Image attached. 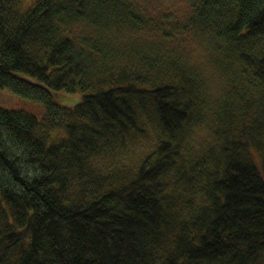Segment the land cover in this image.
Returning a JSON list of instances; mask_svg holds the SVG:
<instances>
[{"label": "trees", "instance_id": "trees-1", "mask_svg": "<svg viewBox=\"0 0 264 264\" xmlns=\"http://www.w3.org/2000/svg\"><path fill=\"white\" fill-rule=\"evenodd\" d=\"M0 264H264V0H0Z\"/></svg>", "mask_w": 264, "mask_h": 264}, {"label": "rangeland", "instance_id": "rangeland-1", "mask_svg": "<svg viewBox=\"0 0 264 264\" xmlns=\"http://www.w3.org/2000/svg\"><path fill=\"white\" fill-rule=\"evenodd\" d=\"M36 0H22L23 8L28 9L31 7ZM165 4H171L174 2V0H161ZM55 100L59 102V104L63 107L70 108L72 107L75 103L78 97H80V94H66V93H60V94H55Z\"/></svg>", "mask_w": 264, "mask_h": 264}]
</instances>
